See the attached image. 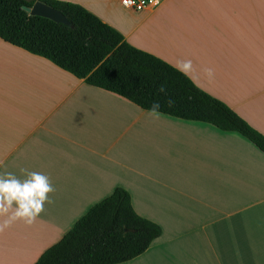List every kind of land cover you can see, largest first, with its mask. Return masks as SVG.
I'll list each match as a JSON object with an SVG mask.
<instances>
[{"label":"crops","instance_id":"crops-1","mask_svg":"<svg viewBox=\"0 0 264 264\" xmlns=\"http://www.w3.org/2000/svg\"><path fill=\"white\" fill-rule=\"evenodd\" d=\"M61 1L183 71L264 135V0H162L140 11ZM4 172L21 181L42 173L53 191L31 224L17 218L0 230V264H34L117 186L161 233L115 264H264V152L238 132L143 109L0 38Z\"/></svg>","mask_w":264,"mask_h":264},{"label":"trees","instance_id":"trees-1","mask_svg":"<svg viewBox=\"0 0 264 264\" xmlns=\"http://www.w3.org/2000/svg\"><path fill=\"white\" fill-rule=\"evenodd\" d=\"M35 0H0V38L43 56L90 85L121 95L143 109L235 131L264 152V135L233 109L198 87L183 71L128 43L115 28L84 7L40 0L69 25L29 15ZM160 226L132 208L129 193L115 187L91 206L34 264H115L142 253Z\"/></svg>","mask_w":264,"mask_h":264},{"label":"clouds","instance_id":"clouds-1","mask_svg":"<svg viewBox=\"0 0 264 264\" xmlns=\"http://www.w3.org/2000/svg\"><path fill=\"white\" fill-rule=\"evenodd\" d=\"M190 62L184 65L189 66ZM159 107L154 103L150 111L155 112ZM25 172V169H21ZM53 191L48 178L39 172H30L29 178L23 181L16 178L12 172L0 174V213H6L15 202V211L0 224V230L7 227L14 219H23L31 224L43 210L44 202L49 199L47 193Z\"/></svg>","mask_w":264,"mask_h":264},{"label":"water","instance_id":"water-1","mask_svg":"<svg viewBox=\"0 0 264 264\" xmlns=\"http://www.w3.org/2000/svg\"><path fill=\"white\" fill-rule=\"evenodd\" d=\"M22 9L29 15H39L67 25L70 24L67 18L59 10L40 0H35L31 6L22 5Z\"/></svg>","mask_w":264,"mask_h":264},{"label":"built area","instance_id":"built-area-1","mask_svg":"<svg viewBox=\"0 0 264 264\" xmlns=\"http://www.w3.org/2000/svg\"><path fill=\"white\" fill-rule=\"evenodd\" d=\"M118 1L124 8L132 11L152 9L158 6L162 2V0H118Z\"/></svg>","mask_w":264,"mask_h":264}]
</instances>
